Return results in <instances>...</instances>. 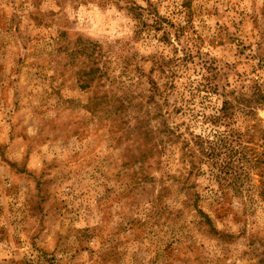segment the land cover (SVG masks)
<instances>
[{
	"label": "rangeland",
	"instance_id": "1",
	"mask_svg": "<svg viewBox=\"0 0 264 264\" xmlns=\"http://www.w3.org/2000/svg\"><path fill=\"white\" fill-rule=\"evenodd\" d=\"M0 264H264V0H0Z\"/></svg>",
	"mask_w": 264,
	"mask_h": 264
},
{
	"label": "trees",
	"instance_id": "2",
	"mask_svg": "<svg viewBox=\"0 0 264 264\" xmlns=\"http://www.w3.org/2000/svg\"><path fill=\"white\" fill-rule=\"evenodd\" d=\"M135 18L137 19V21H141L142 26L146 25L144 19H145V8H142L140 6H137L135 8V13H133ZM160 18V17H159ZM158 16H151L150 17V27H153L154 30L153 31H157V30H161L163 33V44H165L166 46H170L172 52H171V56L166 55L163 53V62L159 65H157V67L159 68L160 72L164 73L166 72V70L170 67V65L175 64L176 58L178 57H172L173 54H175L177 52V48L178 46L182 43V41H184V33L185 30L188 28V25L185 24H174L173 22H170L168 19L163 18V19H159ZM162 26V27H161ZM173 29L174 30V34H175V39H176V43L172 44L171 40L169 41V29ZM165 42V43H164ZM182 45V44H181ZM184 55H186L184 53ZM197 57L202 58L204 61V58L201 54H198ZM163 66V69H161ZM208 67L203 68V73H205L204 79H205V83L201 86L202 89H208L209 91L212 92H217V85L213 84V80L215 78V75L212 74V68L211 72L208 73ZM175 75L173 72H171L170 75H166V81L163 83V86L166 87L167 85L170 84L174 79ZM149 84H151L152 89L150 91H154V89L156 90L157 85L155 83V80L152 77H149L148 79ZM208 91V93H209ZM230 110H232L231 106L228 104V100H223L222 101V105L220 107V109L218 110L217 115H213V114H209V115H205L204 119H209V121L211 122H218L221 123V125L226 128V126H224L225 123L222 120H225L226 118L229 117ZM224 122V123H223ZM221 126V127H222ZM219 126V130L215 131V134L212 137H208V136H201V135H192L193 139H192V143L193 145H195L198 150H200L201 153H215L216 151H223L225 153H231V152H238L237 148L234 145H237L239 147L240 143V136L238 135L235 131H234V135H232V131L228 132V131H223ZM232 143L234 145H232Z\"/></svg>",
	"mask_w": 264,
	"mask_h": 264
}]
</instances>
